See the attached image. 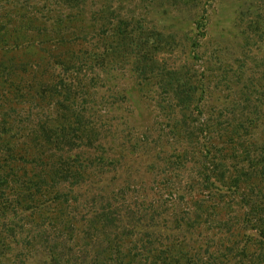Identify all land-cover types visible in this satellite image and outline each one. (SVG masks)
Returning a JSON list of instances; mask_svg holds the SVG:
<instances>
[{
  "label": "rangeland",
  "instance_id": "obj_1",
  "mask_svg": "<svg viewBox=\"0 0 264 264\" xmlns=\"http://www.w3.org/2000/svg\"><path fill=\"white\" fill-rule=\"evenodd\" d=\"M253 7L264 9V0H92L88 9L94 24L85 29L86 43H33L34 48L26 49L25 42L44 40L38 33L45 32L46 39L52 36L51 26L61 14H57L59 5L54 0H0V136L5 132L2 129L16 130L9 138L12 148L16 143L30 145L34 132L41 127L64 128V141H71V146L62 150L61 135L55 137L58 131L53 130L52 141L43 151L55 155L52 160L63 161L66 157V162L75 161L77 171L83 173L77 187H73L74 204L66 214L77 221L76 233H83L84 239L75 246L64 232V223H40V229L46 232L32 249L23 246L21 237L0 238V264H153L135 241L146 237L159 219L181 222L184 212L189 211V199L196 197L197 185L193 183L201 172V159L192 155L200 149L190 142L188 132L199 121L210 118L221 124L231 122L234 128L241 112H245L242 116L248 122L242 120L244 127L237 132V139L244 141V149L253 158L262 156L264 88L258 82L264 81L258 79L260 69L254 62H264V25L258 31L261 36H249L248 9ZM100 9H104L102 17ZM199 18L207 21L204 32L195 29L194 22ZM107 21L125 24L134 40L139 34L149 37L157 32L163 36L158 45L152 40L141 48L143 73L136 71V51L120 44L119 67L113 71L103 73L101 59L93 64L82 62L87 57L82 53L111 41L107 34L97 31ZM39 54L45 61L38 60ZM219 62L224 65L223 73L217 69ZM44 70L53 74V84L45 85L47 76H40ZM203 70L208 72L202 75ZM170 71H179L177 77L188 76L195 84L193 105L188 111L180 110L162 79ZM243 71L241 77L238 73ZM252 75L257 76V87L246 92L243 85ZM38 82L48 91L39 99L35 93ZM10 90L19 94L20 103L13 100ZM246 95L248 101L244 103ZM92 128L98 133L87 140L90 143H83V130ZM225 135L219 144L215 143L217 148L225 144ZM239 141L232 146L241 144ZM226 148L223 155L231 156ZM16 150V156L31 163V157ZM3 152L9 153L6 149ZM69 188L63 183L60 190ZM116 209L130 222L107 223L103 228L102 222L87 223L96 213ZM181 230L170 231L169 236L181 240L186 236L185 244L193 249L196 244L218 246L224 242L216 231H187L184 226ZM52 251L55 257L50 255Z\"/></svg>",
  "mask_w": 264,
  "mask_h": 264
},
{
  "label": "trees",
  "instance_id": "obj_2",
  "mask_svg": "<svg viewBox=\"0 0 264 264\" xmlns=\"http://www.w3.org/2000/svg\"><path fill=\"white\" fill-rule=\"evenodd\" d=\"M54 1L60 7L57 14H61L56 23L51 26L50 33H52V36H47L46 39L45 32L38 33V36L43 35L44 40L25 42L23 44L24 48H34L33 43L36 46L86 43L87 32L85 29L94 24L93 19L89 17L91 12L88 9L92 5V0ZM61 8L65 9L66 12H61ZM99 11V15L102 17L104 9ZM248 13L250 20L246 27L249 36L252 34L261 36L258 31H262L259 28L264 25V9L259 11V9L253 7L252 10L248 9ZM100 19L104 20L105 18ZM194 24L198 32H204L208 26L204 18L197 19ZM110 26H113L111 30H109ZM91 29L95 30V27ZM97 31L107 34L106 38L109 40L111 38V41L101 47V50L96 48L82 53L87 55L82 62L93 64L94 61L101 59V71L105 74L107 70L113 71L115 66L119 67V44L129 50L134 49L133 51H136L139 59L136 71L143 73L145 58L139 55L141 48L152 40L155 41V45H158L163 37L155 32L149 37L139 34L134 40L126 32L125 24L122 22L119 24V21L115 24H111V21L101 23ZM246 40L248 41L249 37H246ZM132 45L135 48H131ZM16 48H20V45H17ZM113 56L118 60H114ZM48 57L46 55L49 61ZM39 59L45 61L44 56L41 54L38 55ZM261 61L259 64L254 62V65L256 64V69H260L258 79L264 81V62ZM216 64L219 67L217 69L223 73V63ZM23 71L26 73V70ZM21 72H19L20 75ZM206 72L208 71L203 70L201 74L205 75ZM178 74L179 71H170L167 72L166 76L163 75L162 79L169 85L173 99L177 101V105L183 112L191 109L196 87L188 76L177 77ZM238 74H242V77L244 71ZM15 76L18 77L19 74ZM40 76H47L45 79L48 78V82L45 85L53 84L52 79L54 76L50 71H41ZM256 78L257 76H248L247 84L243 85V90L247 92L249 88H256ZM258 84L260 88H264V84H260V82ZM10 87L14 88L15 85L10 84ZM36 90L35 93L38 99L41 98L43 92H48L44 90L43 84H40V82H38ZM8 93L14 97V101L20 103L18 101L20 100L19 94H14L12 90ZM241 93L244 94L242 91ZM5 97L8 101L7 95ZM247 101L248 97L246 95L243 102ZM195 108L197 109V107ZM241 110L245 111L244 108ZM242 112L237 122L238 126L234 128L230 126L231 122L227 125L215 122L210 118H203L199 121V124L188 132L190 142L200 149L192 154L199 155L201 159V172L197 174L198 180L192 182L197 185L194 191L196 197H190L189 211L184 212V216L180 219L181 222L177 219H174L175 223H171L165 218L159 219L150 228V232L144 234L146 237L137 238L135 241V246L138 245L140 252H144L145 256L147 254L146 258L151 257L153 264H264V151L261 153L262 156L255 159L249 151L244 149V141L243 143L239 141L240 137L237 139V132L241 130V126L244 127L241 123L242 120L248 122L247 118L242 116L245 112ZM233 119H235V115ZM59 128L41 127L34 132L33 141L30 142V145H17L16 143L12 148V142H9V138L14 137L16 130L13 132V129L10 128L2 129L5 132L3 136H0L2 137L0 139V238L3 235L12 239H15L16 236L21 237L24 240L23 246L32 249V246L38 240H43L42 237L46 232L41 230L38 224L48 221V224L64 223L67 227L69 225L68 229L65 227L67 230L65 229L64 232L68 237H72L75 246H79L84 241L82 238L83 233L81 235L76 233L78 228L75 227L77 225L75 222L77 221L74 218H69L66 214V210L70 209L69 206L74 204L72 203V198H75L73 187H77L83 173L80 174L77 171L75 161L73 163L66 162V157L63 158V161L61 158L52 160L55 155H48L43 151L46 148V143L52 141L53 130L58 131V133H54L55 137L58 134L61 135L62 150L63 147L71 146V141L67 139V141H64L66 138L64 128ZM231 128L232 131L230 132ZM97 133V130L93 128L88 131L83 130V136L86 137L83 143H90L87 140ZM6 134L7 136H5ZM223 134H227L224 136L227 140L223 146L217 148L216 144L220 143ZM78 138L81 139L82 136ZM36 140L39 141L37 145L33 144ZM234 141H239L241 144L233 147ZM227 146V151L232 153L231 156L223 155ZM5 149L9 152L8 154L3 152ZM16 149L20 153L31 157V163H25L20 157L16 156L18 155ZM229 163L233 164L229 166ZM63 183H68L70 188L65 191L60 190ZM127 211L124 214H127ZM94 215L96 216H92L91 219L87 220V223L102 222V228L107 223L119 225L121 221L126 224L127 221L130 222V219L125 220V217H121L117 209L115 212L96 213ZM183 226L187 231L198 228L205 231H216L217 235L224 237L223 245L222 243L218 246H210L205 243L203 245L196 244V249H193L185 244L186 236H182V240L169 236L170 231H180ZM125 233H121V235L127 237L128 234ZM117 234L118 240L112 241H115L116 246H119V232ZM112 241L108 243H112ZM50 253L52 257L56 256V252L52 251ZM59 258L62 259V256H59Z\"/></svg>",
  "mask_w": 264,
  "mask_h": 264
}]
</instances>
